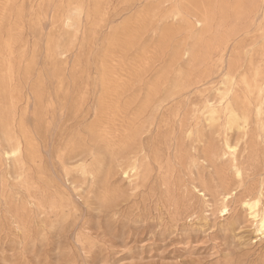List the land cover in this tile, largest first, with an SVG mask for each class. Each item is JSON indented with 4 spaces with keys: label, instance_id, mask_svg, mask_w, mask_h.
Wrapping results in <instances>:
<instances>
[{
    "label": "rangeland",
    "instance_id": "374dc122",
    "mask_svg": "<svg viewBox=\"0 0 264 264\" xmlns=\"http://www.w3.org/2000/svg\"><path fill=\"white\" fill-rule=\"evenodd\" d=\"M256 200L264 0H0V264H264Z\"/></svg>",
    "mask_w": 264,
    "mask_h": 264
},
{
    "label": "bare ground",
    "instance_id": "6f19581e",
    "mask_svg": "<svg viewBox=\"0 0 264 264\" xmlns=\"http://www.w3.org/2000/svg\"><path fill=\"white\" fill-rule=\"evenodd\" d=\"M224 79H225V77H224ZM217 91H219V90H217ZM213 113L214 112H212V115H210V118H212V119H213V117H215L213 115ZM261 114H262L261 110H259V109L255 113V117L259 122H261ZM247 125H248V117L246 115H233L227 122V130H232L234 127L243 129V128H246ZM225 148L231 152H233L235 150V147L231 146L228 143L225 144ZM20 152H21V146H20V144H18L14 149H12L10 152L6 153V156H7V158L16 157L20 154ZM129 173L134 174L135 169L134 168L129 169V171L127 173H124V177ZM126 177H128V176H126ZM229 198H230V194H227L224 196L223 201H227ZM258 204H259V200H256L255 202H245L244 206L249 211V215H250L251 219L256 223L257 232L260 234V236H262V238H264V207L258 208ZM226 211H227V207L225 205H223L221 207V212L225 213Z\"/></svg>",
    "mask_w": 264,
    "mask_h": 264
}]
</instances>
